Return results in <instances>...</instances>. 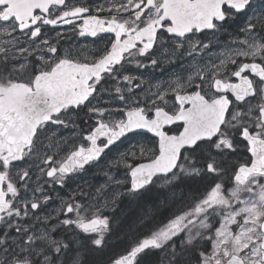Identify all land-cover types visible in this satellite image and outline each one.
Wrapping results in <instances>:
<instances>
[{
  "label": "snow or ice",
  "instance_id": "snow-or-ice-1",
  "mask_svg": "<svg viewBox=\"0 0 264 264\" xmlns=\"http://www.w3.org/2000/svg\"><path fill=\"white\" fill-rule=\"evenodd\" d=\"M58 25L99 43L82 55L61 46L63 33L42 38ZM182 60L166 79L127 72ZM82 112V136L53 127L78 128ZM97 167L106 179L95 195L43 211L52 199L43 178L63 188ZM125 198L148 211L117 236L128 245L116 251L109 238L124 222L105 213ZM160 207L172 211L158 221ZM157 252L159 264H264V9L252 0H0V264H156Z\"/></svg>",
  "mask_w": 264,
  "mask_h": 264
},
{
  "label": "rangeland",
  "instance_id": "rangeland-1",
  "mask_svg": "<svg viewBox=\"0 0 264 264\" xmlns=\"http://www.w3.org/2000/svg\"><path fill=\"white\" fill-rule=\"evenodd\" d=\"M103 3V0H102ZM252 9L255 10L256 13H259L262 9H264V0H259L255 3H252ZM248 15H252V10H249ZM247 20V16H242L240 19L236 20L235 23H233L231 25V27L229 28V32H231L233 35H235L238 31H239V27L238 26H243L244 23ZM201 39H205L204 37H201ZM230 37L228 35H221L219 37V44L222 47L225 43H227L229 41ZM212 51H219L218 47H214L213 49H211ZM145 63H147V61H145ZM187 60H182V61H177L174 64H168V63H162L159 67L153 69L151 67H149L147 70L145 69H138L136 68L134 65H129L127 66V72L133 75H145L148 76L149 74L154 78V79H166L168 78L173 72H179L180 71V66L181 64H186ZM105 87H109L111 88V82H109L108 85H105ZM114 94V93H113ZM109 99V92L108 91H104L101 92L99 94V100L101 102L108 100ZM96 101H94L95 103ZM85 116L83 114V112L80 114V116ZM81 118V117H80ZM72 119L75 120L76 124L79 125L78 128H74L71 125L68 128H63V127H57V126H53L54 128H56V130L64 137H68L71 138L73 137L74 133H79L81 136L83 134L84 131V125L82 123V121L78 120L77 117H72ZM148 136L147 135H141V136H137V137H130L127 138L123 141V143H121L120 145H118L117 147L111 149V151L108 153V155L105 157V160L109 159V158H114V156L116 155V153L118 151H123L126 149H130L133 144H136L137 142L139 143H144L146 142ZM116 170L113 169V173H115ZM124 177V170L121 169L119 172V177L118 178H123ZM34 179V177H33ZM47 178H43L40 183L42 185H49L46 184L44 181ZM106 177L104 176L103 171H101L100 167L97 168H90L88 169L87 172H84L82 174L76 175L74 176L72 179L68 180L66 184L71 185L72 188L79 190V192H84L87 193L88 195H95L96 193V189L102 185L105 181ZM73 182H77V184L73 185ZM87 183V184H86ZM159 181H157V185H159ZM60 187H58L59 189ZM177 194H178V198H179V192L180 189H177ZM111 189L106 190L105 195H110ZM184 194L185 196L189 195L190 192L188 189L184 190ZM100 199L102 200L103 197H100ZM52 207L49 206L48 204L45 206V208L43 209V211L47 212V211H51ZM172 211V209H166L164 207H160L158 209L154 210L155 216L157 218V216L159 215L160 212H163L165 215H167V212ZM127 219L124 218L123 221ZM124 231H127V226L123 227ZM180 241L178 240L177 245H179ZM164 255V253H163ZM162 258L161 254L153 257V260H155L156 264H159L160 259ZM94 259V257L92 258Z\"/></svg>",
  "mask_w": 264,
  "mask_h": 264
},
{
  "label": "flooded vegetation",
  "instance_id": "flooded-vegetation-1",
  "mask_svg": "<svg viewBox=\"0 0 264 264\" xmlns=\"http://www.w3.org/2000/svg\"><path fill=\"white\" fill-rule=\"evenodd\" d=\"M257 1L259 0H252V3H255ZM86 2L88 5L95 7L96 5L102 3V0H86ZM57 32L64 34V39L60 41L62 47H65L64 45L65 39L67 38L77 39L78 41L76 42V45L73 46V48L76 49L77 51H81L82 55H87L89 50L93 48L94 44L99 43V41H94L93 38L91 37H79L78 35L74 34L72 31H70L69 26L67 25H63V26L58 25L56 26L55 29H52L50 26L46 27L42 38L56 39ZM104 36L106 40L108 38V34H104ZM43 186L46 193L52 197V199L48 202V205L53 207V211H54L57 207H59L61 201V198L54 200V191H58V186H50V185H43ZM68 195H69L68 197H70L73 195V193L72 192L68 193ZM113 215H115L116 218L121 221L119 203L117 204L115 208V214L113 213ZM117 236H120V231H118L115 235H113L112 244L116 245L115 250L117 246H119V244L116 243Z\"/></svg>",
  "mask_w": 264,
  "mask_h": 264
},
{
  "label": "trees",
  "instance_id": "trees-1",
  "mask_svg": "<svg viewBox=\"0 0 264 264\" xmlns=\"http://www.w3.org/2000/svg\"><path fill=\"white\" fill-rule=\"evenodd\" d=\"M154 191H155V188H154ZM121 203L122 204L120 205V210H122L125 206L128 207V208H126V215H125V218H127V219L124 221L122 226H124V224L127 226L128 224H130L134 220H139L144 215V213L148 211V204L147 203H145L144 206H141V205L136 204L135 202L134 203L130 202L128 199H123ZM123 203H126V204H123ZM134 204H135V206H133ZM161 214H162V212H160L158 216L160 217ZM129 219H130V221H129ZM144 231H146V229L145 230L142 229V232H144ZM159 254H161V253L157 252V253H155V255L153 257H155ZM153 257H152V259H153Z\"/></svg>",
  "mask_w": 264,
  "mask_h": 264
},
{
  "label": "bare ground",
  "instance_id": "bare-ground-1",
  "mask_svg": "<svg viewBox=\"0 0 264 264\" xmlns=\"http://www.w3.org/2000/svg\"><path fill=\"white\" fill-rule=\"evenodd\" d=\"M87 184V183H86ZM134 203V202H133ZM122 203H120L121 205ZM123 204H126V203H123ZM135 206V204L133 205ZM126 208L128 207H124L122 210H120V217H121V221H123V219L125 218V215H126ZM145 230V229H144ZM139 232H142V229L139 230Z\"/></svg>",
  "mask_w": 264,
  "mask_h": 264
}]
</instances>
